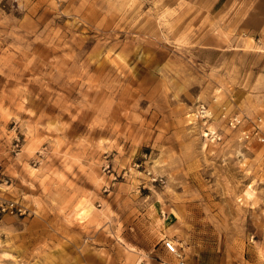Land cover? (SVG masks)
Segmentation results:
<instances>
[{"label":"rangeland","instance_id":"374dc122","mask_svg":"<svg viewBox=\"0 0 264 264\" xmlns=\"http://www.w3.org/2000/svg\"><path fill=\"white\" fill-rule=\"evenodd\" d=\"M257 1L0 0V264H264Z\"/></svg>","mask_w":264,"mask_h":264},{"label":"crops","instance_id":"0c3cea01","mask_svg":"<svg viewBox=\"0 0 264 264\" xmlns=\"http://www.w3.org/2000/svg\"><path fill=\"white\" fill-rule=\"evenodd\" d=\"M238 30L242 31L243 34L247 35L248 37H254L257 43H261L264 47V0H259L254 5L252 9H250L243 19L239 22ZM260 103L263 105V111L259 115L262 118L264 123V94L260 98ZM253 129V126L251 127ZM248 141H256L253 138L248 139ZM258 142V141H256ZM261 144L260 142H258ZM262 145V144H261ZM263 147V145H262ZM163 245H158L154 250L155 252L164 251ZM152 252V250L150 251ZM139 264H157L153 263L150 254H147L145 257L140 259ZM159 263V262H158ZM92 264H103L101 260L97 259L92 262ZM108 264H112V260L110 259Z\"/></svg>","mask_w":264,"mask_h":264},{"label":"built area","instance_id":"2783aa9c","mask_svg":"<svg viewBox=\"0 0 264 264\" xmlns=\"http://www.w3.org/2000/svg\"><path fill=\"white\" fill-rule=\"evenodd\" d=\"M202 111H204V110H202ZM205 115H204V117H205ZM251 123L253 126V129L251 131L242 130L244 138L245 139L253 138L256 141L260 142L264 147V123L262 121V118H257L254 121H252ZM229 124L233 128H237L238 126L242 127L244 122L242 119H240L238 117H234L233 119L230 120ZM206 136L207 137L208 136L214 137V135L212 133H210V131L208 132V135H206ZM214 138H217V137L215 136ZM163 244H164L165 249L168 252L176 255V257L179 261L178 264H186L185 254L183 251H181L180 247L175 242V240L167 238V239H164Z\"/></svg>","mask_w":264,"mask_h":264},{"label":"bare ground","instance_id":"6f19581e","mask_svg":"<svg viewBox=\"0 0 264 264\" xmlns=\"http://www.w3.org/2000/svg\"><path fill=\"white\" fill-rule=\"evenodd\" d=\"M201 114H202V115H205V114H207V112H206V111H205V112H204V111H202V113H201ZM204 135H205V136H206V135H208V132H206V131H205V132H204Z\"/></svg>","mask_w":264,"mask_h":264}]
</instances>
